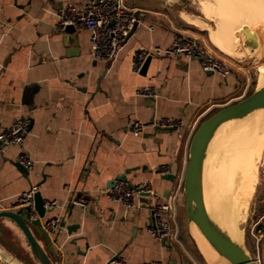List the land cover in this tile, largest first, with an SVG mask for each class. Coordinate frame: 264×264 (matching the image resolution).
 I'll use <instances>...</instances> for the list:
<instances>
[{"label":"crops","instance_id":"crops-1","mask_svg":"<svg viewBox=\"0 0 264 264\" xmlns=\"http://www.w3.org/2000/svg\"><path fill=\"white\" fill-rule=\"evenodd\" d=\"M66 1L84 8L86 0H0V132L18 118L28 119L25 152L34 161L26 176L18 168L20 150L0 144V212L21 209L19 197L33 186L44 201H57L45 219L63 221L53 244L56 264H109L115 257L124 264H228L191 231L187 239L159 242L149 232L147 199L127 207L105 194L117 178L133 186L151 182L158 203L178 194L179 218L195 124L230 98L235 79L205 73L197 60L183 57H153L145 76L135 75L132 63L139 50L167 48L179 31L200 38L204 28L184 20L185 27H177L165 0H129V6L151 11L144 25L121 44L113 61L94 60L84 28L75 33L76 47L62 43L57 22ZM70 48L77 54L70 55ZM144 88H152L147 98L153 106L136 96ZM160 118L180 119L184 128L180 133L149 128L141 137L127 133L135 119ZM167 174L174 181L164 179ZM81 194L89 200L87 209L73 204ZM256 222L264 224V209L250 210L239 241L251 256Z\"/></svg>","mask_w":264,"mask_h":264},{"label":"built area","instance_id":"built-area-1","mask_svg":"<svg viewBox=\"0 0 264 264\" xmlns=\"http://www.w3.org/2000/svg\"><path fill=\"white\" fill-rule=\"evenodd\" d=\"M150 10L131 7L126 0H86L85 7L79 8L71 2L63 4L61 15L58 17L57 28L60 31L71 25L76 29L82 27L90 35V54L94 60L113 61L120 49L135 28L144 25V15ZM150 31L152 26L148 27ZM149 57L185 58L197 60L205 73H213L227 78L231 74L232 64L230 60L217 48L209 46L200 37L178 33L171 46L162 48L152 46L136 52L132 63V70L139 76ZM154 95L152 88L136 90L138 97H151ZM149 128L180 133L184 123L176 118H160L149 123L135 119L127 128V133L135 137L143 136ZM30 132V123L26 118H18L10 127L0 132V144L3 149L12 146L20 152L17 162L28 173L34 168V161L25 152V137ZM164 174V168L161 169ZM182 188V185H180ZM37 187L33 186L24 192L18 199V206L29 208L32 219L39 215L34 206V196ZM106 196L114 203L131 206L134 201L145 197V207L150 212L151 223L149 232L161 243L178 240V194L169 198L166 202L158 203L157 194L151 182L133 186L127 180H114L113 187L105 191ZM73 204L87 209L89 200L86 195H78ZM57 206V201H44V209L50 211ZM44 229L53 236L63 227L62 218L55 217L43 223ZM250 233L255 240V254L252 256L256 264H260V243L264 240V224L256 222L251 226ZM109 264H124L120 258H113ZM143 264H165L163 261H152Z\"/></svg>","mask_w":264,"mask_h":264},{"label":"water","instance_id":"water-1","mask_svg":"<svg viewBox=\"0 0 264 264\" xmlns=\"http://www.w3.org/2000/svg\"><path fill=\"white\" fill-rule=\"evenodd\" d=\"M77 29L71 25L64 29L62 43L65 48L77 46ZM246 40L256 47L257 37L246 27L243 30ZM70 55L77 50L70 48ZM152 57H149L140 73L145 76ZM150 106L154 100L147 98ZM264 108V88L257 89L247 98L229 105L204 120L197 130L189 146V158L183 179V195L185 197V214L188 223L194 222L216 252L230 264H256L246 248L225 233L208 215L204 197V165L210 144L217 131L225 124ZM19 170L28 175V171L18 163ZM123 179L124 178H117ZM164 179L174 181V175L167 174ZM114 181L111 183L113 187ZM147 195H143L146 199ZM34 206L39 218L32 219L29 208L16 211L0 212V264H56L57 252L54 243L58 238L50 236L44 229L43 221L47 216L44 199L37 192Z\"/></svg>","mask_w":264,"mask_h":264},{"label":"rangeland","instance_id":"rangeland-1","mask_svg":"<svg viewBox=\"0 0 264 264\" xmlns=\"http://www.w3.org/2000/svg\"><path fill=\"white\" fill-rule=\"evenodd\" d=\"M126 2L129 5V0H126ZM165 2L170 8V16L177 27L181 29L184 28L185 25H183L182 21L184 20L185 22L194 24L197 28H204L207 32L202 31V33H200L201 38L211 47H214L211 42L214 41L215 35H217L223 43L227 42L228 44H230V41H228L227 38L220 36L223 34L226 35V32H230L229 34H232V38L236 37V39H234L235 46L230 48L234 49V55L227 56L224 54L233 65L231 74L235 79L234 91L230 98L219 101L212 110L197 120L195 124L197 130L199 125L212 114L222 108L247 98L260 86V64L262 58L264 57V16L261 17L260 25L258 24L251 28L244 24V20L247 19L245 16L247 13H244V8L247 5L243 3L244 1L242 0H239L238 2L233 0H165ZM235 11H237L240 23H237L238 28L236 27L232 30L233 26H235V16L233 13ZM232 23L234 25H232ZM246 27H248L251 32L256 35V47L254 44L246 40L243 34V30ZM263 112L264 111L260 113ZM252 114L223 125L215 134L210 144L204 165L203 185L206 202L211 201L214 203L216 201V197L218 199L224 197L227 182L229 181V178H231V165L229 166L228 163H231L232 156L230 155V157H228L227 151H231L229 154H234L233 152L239 151L241 148L240 146L242 144L244 145V143L241 144L240 141L243 142V139L241 140V136H243L245 132H242L243 134L239 136L241 133V123H244L243 121H247ZM236 137L238 140H236ZM233 145L235 147V151H233ZM229 147H231V150ZM225 166L229 167L226 168ZM252 166L253 172L250 174L251 177H249L251 179L250 182L252 184V192L245 208L246 211L244 209L238 223L241 231H243L246 227V220L250 214V210L255 211V213H259L264 209V147L262 148L260 155L255 157L254 163L252 162ZM225 179L228 180L224 182ZM189 232L190 224L187 222L185 215L184 197L180 204L178 238L182 240L187 239L189 237Z\"/></svg>","mask_w":264,"mask_h":264},{"label":"bare ground","instance_id":"bare-ground-1","mask_svg":"<svg viewBox=\"0 0 264 264\" xmlns=\"http://www.w3.org/2000/svg\"><path fill=\"white\" fill-rule=\"evenodd\" d=\"M233 1L238 2L239 0H233ZM242 1H244L243 3L247 5V6L245 5L246 7L244 8V13H247V15L245 14L247 19L244 20V24L251 28L254 27L255 25H258V24L260 25L261 17L264 16V0H242ZM233 13L235 16L234 18L235 26H233L232 30L236 27L238 28L237 23H240L237 11ZM232 25L234 24L232 23ZM229 33L226 32V35L223 34L220 37L227 38V40L230 41V44H228L227 42L223 43L220 40V38L217 37V35L214 36V41L212 43L223 54L227 56H232L234 55V49H230V48L235 46L234 39H236V37L232 38V34H229ZM260 66H261L260 68L261 77L259 81L260 86L258 87V89L264 88V57L262 58ZM262 111H264V108L253 111L245 116L240 117V118H243L253 113L247 119V121H243L244 123H241V129H240L241 133L239 136H241L245 132V134L241 136L242 137L241 140L243 139V142L240 141V143L241 144L244 143V145L242 144L240 146L241 148L239 147L240 148L239 151L233 152L234 154H231V153L229 154V152L231 151L229 150L227 151L226 149V151L228 152V157H230V155L232 157H231V163L230 164L228 163L229 166L231 165V168H230L231 178H229V181L227 182V185H226L227 188H226L224 197L221 199H218L216 197V201L214 203H212L211 201H208V202L205 201L206 209H207V212L210 218L225 233H227L231 237L233 236V239L237 240L238 242L240 241L243 235L242 231L240 230L238 226V223L244 212V209L247 206L248 199L252 192V184L250 182L251 179L249 178L251 177L250 174L253 172L252 162L254 163L255 157L260 155L261 150L264 147V112L260 113ZM236 140H238L237 137H236ZM229 148L231 150V147ZM233 151H235V147L233 148ZM226 160H227V157H226ZM226 180L228 179H225L224 182H226ZM190 231L192 232L193 236L196 238L194 239L199 241L201 245L207 244L216 252V250L208 242V240L204 237V235L201 233V231L198 229V227L196 226L194 222L190 223ZM216 254L219 255V257L222 258L224 262L226 261L228 264H230L228 260H226L222 255L218 254L217 252ZM212 260L210 259L211 262Z\"/></svg>","mask_w":264,"mask_h":264},{"label":"trees","instance_id":"trees-1","mask_svg":"<svg viewBox=\"0 0 264 264\" xmlns=\"http://www.w3.org/2000/svg\"><path fill=\"white\" fill-rule=\"evenodd\" d=\"M214 114H215V113H214ZM212 115H213V114H212ZM212 115H211V116H212ZM208 118H209V117H208Z\"/></svg>","mask_w":264,"mask_h":264}]
</instances>
